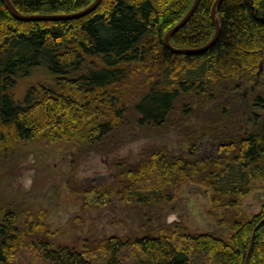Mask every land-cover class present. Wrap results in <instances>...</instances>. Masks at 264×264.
I'll return each instance as SVG.
<instances>
[{"label":"trees","instance_id":"obj_1","mask_svg":"<svg viewBox=\"0 0 264 264\" xmlns=\"http://www.w3.org/2000/svg\"><path fill=\"white\" fill-rule=\"evenodd\" d=\"M11 1L23 15H63L95 0ZM193 2L102 0L84 17L24 21L0 0V160L38 139H81L112 153L134 133H158L176 119L187 148L140 146L113 163L111 184L83 188L84 204L102 209L117 197L149 218L193 182L210 189L212 215L237 212L220 220L228 238L176 224L135 239L56 247L32 239L8 209L0 211V264H264V205L251 217L240 211L242 198L264 182V115L236 111L233 100L264 79V0H224L216 43L203 53H174L165 35ZM214 2L201 1L173 36L175 48L212 40ZM38 71L45 82L17 99L16 88ZM255 106L264 109V99ZM203 144L214 152L201 154Z\"/></svg>","mask_w":264,"mask_h":264},{"label":"rangeland","instance_id":"obj_2","mask_svg":"<svg viewBox=\"0 0 264 264\" xmlns=\"http://www.w3.org/2000/svg\"><path fill=\"white\" fill-rule=\"evenodd\" d=\"M36 74L37 77L23 80L16 88L17 99L23 98L30 85L45 82V72ZM259 80L261 84L253 92L245 94L246 88L252 86L250 84L234 93L236 97L233 100L239 105L235 107L236 111L249 110L264 115V109L255 106L256 100L264 99V79L259 76ZM177 125L175 119L164 131L136 132L131 138H125L124 143L112 153L94 149L81 139L55 143L38 139L18 145L16 150L12 149L0 160V211L14 210L20 226L33 231L32 239L43 240L56 247L82 248L85 243L95 246L111 237L135 239L149 230L157 232L160 228L176 224L193 233L211 232L228 238L229 226L220 224V220H228L237 212L221 211L218 217L212 215L210 189L193 182L184 183L176 191V199L172 203L149 210V218L143 217L147 210L140 213L117 197L102 209L84 204L83 188L111 184L113 163L133 157L140 146L145 145L149 150L187 148L188 137L177 132ZM207 152H214V149L209 150V145L203 144L201 154ZM263 205L264 182L258 181L253 191L242 198L240 211L251 217L259 213Z\"/></svg>","mask_w":264,"mask_h":264},{"label":"water","instance_id":"obj_3","mask_svg":"<svg viewBox=\"0 0 264 264\" xmlns=\"http://www.w3.org/2000/svg\"><path fill=\"white\" fill-rule=\"evenodd\" d=\"M5 3L7 4V6L9 7V9L11 10V12L13 13V15L20 19V20H24V21H31V20H66V19H75V18H80V17H84L90 13H92L94 10L97 9V7L101 4L102 0H95L90 6H88L87 8L76 12V13H72V14H63V15H23L22 13H20L18 11V9L14 6V4L12 3L11 0H4ZM202 0H194L193 5L191 6V8L189 9V11L187 12V14L183 17V19L177 23L174 27H172L165 35V43L167 45V47L174 53L177 54H198V53H203L207 50H209L218 40L219 35L221 33V23L218 17V9L220 7V5L224 2V0H215L213 7H212V11H211V17L212 20L214 22V25L216 27V31H215V35L212 38V40L207 43L206 45L199 47V48H194V49H179V48H175L172 43L171 40L173 38V36L179 32L182 28H184L187 23L190 21V19L193 17V15L196 13V11L198 10L200 3ZM255 90V86L252 87L251 89H247L245 91V94L254 91Z\"/></svg>","mask_w":264,"mask_h":264}]
</instances>
